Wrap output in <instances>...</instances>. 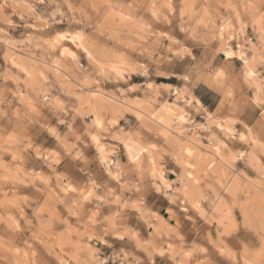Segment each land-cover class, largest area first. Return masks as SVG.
Wrapping results in <instances>:
<instances>
[{
    "label": "rangeland",
    "instance_id": "obj_1",
    "mask_svg": "<svg viewBox=\"0 0 264 264\" xmlns=\"http://www.w3.org/2000/svg\"><path fill=\"white\" fill-rule=\"evenodd\" d=\"M127 2L123 0V4ZM17 5L0 15V27L6 33L0 40V111L4 113L0 116V264H64L65 261L79 264L81 250L89 244L99 248L101 257L109 258L110 264L123 252H130L142 260H147V253L151 252L154 264H262L264 156L254 153L245 141L230 144V150L247 151L251 155L227 168L213 167L199 190L190 187L189 195L198 207L190 203L186 213L172 206L177 216H170L167 200L158 197L151 189L145 190L144 208L158 213L176 229L170 236L163 235L167 231L163 223L159 224L160 231L157 232L156 222L145 224L139 212L131 208L121 211V206L115 203L100 208V215L111 217L120 211L121 225L139 233L144 250L137 248L128 238L121 240L110 235L105 238L108 243L101 244L84 235L93 236L101 230L100 225L91 223L92 213L97 211L95 197L89 196L93 191L91 181L95 180L105 188H116L117 194L120 190L100 166L99 153L86 131L96 118L91 113L105 109L107 101L103 98L88 100L87 92H81L80 74L75 72L77 61L72 57H77L79 64L87 68L86 49H95L101 58L92 61L97 72L102 70L105 61L114 70L138 62L133 36L135 28L115 25L113 15L131 12L135 18L151 20L150 11L144 3L131 10L123 8L120 2L112 8L96 6L95 11L84 5L89 11L91 27L82 30L59 15L56 19L60 22L50 23L48 27L34 19L37 15L47 18L54 11L55 4L39 5L33 0H17ZM172 6L175 13L170 16L171 25L152 21L155 31L166 34L153 45L161 55L168 44V35L184 39L179 31L184 0H173ZM33 8L34 14L31 12ZM61 10L65 9L62 7ZM188 15L193 17L192 24L203 21L210 25L209 29H198L204 37L210 35L214 26L217 40L212 42L213 48L220 47L228 26L234 22L227 3H213L202 10V0H198L189 8ZM245 23L248 37L257 44L256 35L264 29V19H245ZM101 31L103 36L99 35ZM65 34L66 38L57 41ZM30 36H38L49 44L36 48L34 44L21 43ZM236 50L233 40L217 55L221 61L231 59L232 68L240 78L252 72L259 74L251 80L250 86L245 87V95L251 100L244 107L242 119L251 127L261 112L255 100L260 84L264 82V63L257 56L253 63L245 65L241 58L229 56ZM173 63L179 62L174 60ZM131 82L142 88L149 82L178 86L176 76L145 79L133 75ZM77 96L84 99L77 100ZM147 98L140 91L129 99L143 102ZM165 99L168 98L160 99L159 103L162 105ZM61 105L65 106L63 112ZM81 110H89V116L77 115ZM60 119L65 123L60 124ZM126 119L136 123L133 115L126 114ZM195 119L204 123L199 116ZM124 124L125 121L121 120L120 125ZM158 130L164 131L163 128ZM174 135V152L182 146L185 152H195L194 158L200 163L201 170L211 167V153L200 147L208 144L209 133L197 130L185 136ZM76 136H80V140H76ZM148 138L157 142L153 137ZM61 140L76 144V149L69 151ZM111 143L113 141L108 137L101 139L102 145ZM77 149L91 163L73 159ZM53 153L59 156V163L54 162ZM120 159L126 163L123 149ZM169 168L172 171L167 178L175 180L181 169L171 163ZM188 174L191 176L192 171L189 170ZM198 181H201L199 175L192 184ZM122 198L135 201L137 194L125 192Z\"/></svg>",
    "mask_w": 264,
    "mask_h": 264
},
{
    "label": "clouds",
    "instance_id": "obj_2",
    "mask_svg": "<svg viewBox=\"0 0 264 264\" xmlns=\"http://www.w3.org/2000/svg\"><path fill=\"white\" fill-rule=\"evenodd\" d=\"M117 2L129 10L144 3L150 11L151 20L135 18L131 12L113 15L115 25L125 28L127 25H132L135 28L133 36L136 40L135 51L139 61L124 64L119 70L109 68L105 61L102 70L97 72L92 67V61L101 58L95 49H86L89 61L87 68L79 64L77 57H72L77 61L75 72L80 74L78 82L82 85L81 92H87L88 100L103 98L107 101L105 109L91 113L96 118L92 120L86 131L91 135V141L97 148L100 166L120 190L117 194L116 188H105L95 180L91 181L93 191L89 196H94L97 202V211L92 213L91 223L93 226L100 225L101 230L93 236H88L87 233L84 235L89 240L94 238L101 244L108 243L106 237L116 235L118 239L128 238L134 241L137 248L144 250L139 242V233L121 225L120 211L107 217L101 216L99 209L113 203L121 206V211L131 208L140 213V218L145 224L152 225L156 222L157 232L160 231L159 224L163 223L167 228L163 235L170 236L176 229L169 226L158 213L144 208L143 194L146 189H151L158 197L167 200L170 206L169 215L176 217L177 213L173 211L172 206L184 213L188 211L190 203L198 207L190 197L189 189L195 187L199 190L204 177L213 167L227 168L237 161L246 160L251 155L247 151L232 152L230 144L245 141L254 153L264 156V82H261L255 100L261 112L255 123L249 127L242 119L244 107L251 100L245 95V87L250 86L251 80L259 74L252 72L240 78L232 68L231 59L221 61L217 55L234 40L237 50L230 52V57H239L245 65H249L258 56L260 62L264 63V29L257 32L258 43L253 44L247 35L245 23V19L248 21L256 17L264 19V0H202V10L209 8L213 3L221 5L227 3L233 13L234 22L228 26L225 37L217 48L211 47L212 42L217 40L214 26L210 35L204 37L198 29L201 27L209 29L210 25L203 21L191 23L193 17L188 15V11L198 0H184L185 8L179 29L184 39L168 35V44L163 49V55L153 45L166 34L155 31L152 21L171 25L170 16L175 13L173 0H128L127 4H123V0H33V3L39 5L46 3L56 5L47 18L37 15L34 19L43 27H48L50 23L60 22L56 19L59 15L61 18H67L73 26L85 30L91 27L88 8L93 11L96 10V6L112 8ZM84 5H88V8ZM16 6H18L17 0H0V15ZM62 7L65 10H61ZM31 12L34 14L35 9L33 8ZM4 35H6L5 30L0 27V40ZM99 35L103 36L104 32L101 31ZM66 36L67 34L58 37L57 41ZM21 43L34 44L36 48L49 44L38 36H30ZM174 60L179 63H173ZM133 75L145 79H150L152 76L165 78L176 76L178 86L149 82L142 88L140 84L131 82ZM108 85H111V89H108ZM140 91L148 97L147 100L133 102L129 99ZM164 97L168 99H165L161 105L159 101ZM44 99L47 100L48 97L45 96ZM76 99L83 100L84 97L77 96ZM169 99L171 103L168 102ZM64 107V105L60 106L62 112ZM81 108H84L83 104ZM89 114V110L77 112V115L84 117ZM126 114L133 115L136 123L127 120ZM3 115V111H0V116ZM197 116L201 117L204 123L196 122ZM121 120L125 121L124 126L120 125ZM59 123L64 124L65 120L60 119ZM160 128L164 131H159ZM68 129L69 132L72 131L71 124L68 125ZM197 130L209 133L208 144H201L200 147L211 153V167L206 166L202 170L200 163L194 158V151L185 152L182 146L179 150L173 151V143L176 140L174 133L185 136ZM53 134H55L54 130ZM104 137L110 138L113 143L102 145L101 139ZM148 137H153L157 142H153ZM76 140H80V136H76ZM160 140L163 142H158ZM197 141L199 142V137ZM61 143L65 144L69 151L76 149L74 143L67 144L65 140H61ZM121 149L126 155V163L121 162ZM52 156L54 162L59 163V156L55 153ZM73 159H78L84 164L91 163L78 149ZM190 159L191 163H188ZM169 163L181 169L175 180L167 178L172 171ZM189 170L192 171L191 176L188 174ZM197 175L201 177V181L193 185L192 181ZM125 192L136 193V200H124L122 197ZM84 199L88 200L89 197ZM64 264L71 262L65 261ZM79 264H110V260L107 257L102 258L100 249L89 244L87 248L81 250ZM113 264H154V261L151 252L147 253V260H142L130 252H123L118 254V259L113 261Z\"/></svg>",
    "mask_w": 264,
    "mask_h": 264
}]
</instances>
